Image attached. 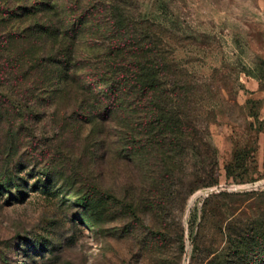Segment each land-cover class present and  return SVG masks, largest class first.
Segmentation results:
<instances>
[{"label": "rangeland", "instance_id": "1", "mask_svg": "<svg viewBox=\"0 0 264 264\" xmlns=\"http://www.w3.org/2000/svg\"><path fill=\"white\" fill-rule=\"evenodd\" d=\"M137 18L181 141L154 167L25 169L23 195H0V264H264V0H140ZM26 117V144L75 146Z\"/></svg>", "mask_w": 264, "mask_h": 264}, {"label": "trees", "instance_id": "2", "mask_svg": "<svg viewBox=\"0 0 264 264\" xmlns=\"http://www.w3.org/2000/svg\"><path fill=\"white\" fill-rule=\"evenodd\" d=\"M139 1L0 0V195H23L28 168L51 179L89 157L154 167L181 141ZM26 116L53 119L75 146L26 144Z\"/></svg>", "mask_w": 264, "mask_h": 264}]
</instances>
